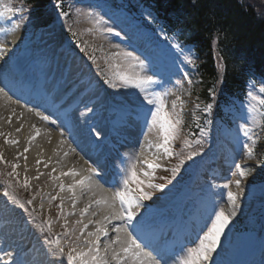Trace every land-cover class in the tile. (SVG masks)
<instances>
[{
  "label": "snow or ice",
  "instance_id": "1",
  "mask_svg": "<svg viewBox=\"0 0 264 264\" xmlns=\"http://www.w3.org/2000/svg\"><path fill=\"white\" fill-rule=\"evenodd\" d=\"M14 10L11 7L6 8L7 13H11ZM16 11L22 12L23 9H17ZM5 11H0V17L5 15ZM63 15H68L67 13H63ZM91 15V14H89ZM23 17H21L22 19ZM18 27V25H15ZM107 31L111 33L113 30L108 28ZM117 36L120 33H115ZM113 48H119V45L113 44ZM0 51H4L3 48H0ZM92 59L93 64L96 65L97 74L101 73L100 65L97 63L95 57H90ZM114 58H119L124 61V64L128 70L122 71L121 65L117 64H109L110 67L114 69L109 78L107 75L104 76V83L109 85L114 90H120L132 88L138 91V93L142 94L141 96V105H142V114L146 122L149 120L153 126L159 125V128L163 134V142L159 145V148L163 149V153L169 157H171L174 153L171 150V144L173 141L179 138L180 129L179 125L181 124V119L178 113L175 112L177 107L176 103L173 102L172 109L173 113L170 114L168 111V107L166 104V96L168 93H158L151 92L150 87L159 81L154 78L152 75H140L139 72L136 71L137 68L143 70L145 68V59H141L139 55L134 53L133 51H123L114 54ZM223 62V58L221 57V63ZM106 63H109L106 60ZM187 63L191 65L193 60L189 58ZM183 77L187 80L189 85L192 84V78L187 71L183 73ZM115 81V82H114ZM181 81L178 80L177 84H180ZM259 93L264 94V86L259 88ZM0 95L7 96L8 93L4 88H0ZM213 99L215 98V92L212 93ZM251 101L258 102L259 105L264 106V98H261L259 95H254L252 92L248 93ZM9 99L11 97L9 96ZM179 99V97H178ZM199 108V105H196ZM212 105H207L206 111H210ZM251 111L253 113L256 112V105L250 104ZM29 111H35L34 109H28ZM182 110V109H181ZM37 116L42 121H48L49 117L46 115H42L37 112ZM8 122L11 123V117L8 118ZM23 126L21 125V128ZM35 135L30 138L29 147H25L24 152H28L30 149L31 140H35L40 135V129L35 127ZM21 128H17L19 132ZM239 131L242 133L243 137H245V141L242 142V148L248 158H253V146L256 144V139L252 135L253 129L249 126L247 122L239 126ZM11 144H17L19 141L10 140L7 141ZM188 142L185 141V144ZM196 143H200V141H196ZM190 146V145H188ZM197 155L196 152H192L188 154V159L193 158ZM20 157L17 156V159ZM27 159V157H24ZM5 162L3 155L0 154V163ZM37 163H43L42 161H37ZM47 166V165H45ZM19 164H13L12 169L13 172L9 173V176H12L15 172V169L19 168ZM147 167L149 169H154L159 167L156 164H148ZM235 168L239 170V175L241 178H246V174L248 169L241 167L239 163L235 164ZM136 164L133 163L130 169V176H126L123 179V188H117V190L112 192L110 197H101L100 199L93 200L91 197L89 198L88 203L80 212V219L76 221L77 225H81L79 229H71L68 230L67 223H65L64 227L66 233L69 237L75 236V233L78 231L79 235L75 236V239L79 241L78 244L73 246L69 244V252L67 254V259L69 261H79V264H110V261L115 260L116 264H163V257L160 255L159 251L151 248L150 245L143 240L139 236H137V224L133 222L136 221L137 216L139 215V210L143 207L142 201L151 200L152 196L150 193L145 192L141 185L144 184V181L139 179L136 172ZM55 172V168L52 170ZM94 175L99 177V172L96 169L92 170ZM179 171V168H173V174H176ZM149 173L145 172L144 175L147 176ZM17 179L19 178L18 173ZM80 173L75 171L74 169H69L68 171L62 172L61 176H79ZM39 179V177H36ZM53 179H57L53 177ZM241 179H237L234 181L237 188L241 185ZM79 185H84L85 180L81 179L77 182ZM77 183H73L67 186V191L72 193V208H76V204L79 201V197L76 195L75 188L77 187ZM89 185L91 184V179L88 181ZM119 184V182H118ZM135 184V189L131 188V185ZM28 181L27 178L24 180V186L27 187ZM148 187H156L155 185L148 184ZM224 188L228 189L227 191V200L233 206L231 214L226 215L225 211L222 207L218 209H214L210 214L209 219L205 225L204 230H202L201 235L198 237L199 247H194L188 252L187 258L183 261V264H214L212 261V254L217 251V248L220 245L221 237L224 234L225 228L230 223L231 217L236 215L235 206L238 199L237 194L233 193L230 190V184H224ZM60 191H65V185L63 183L60 184ZM83 193V189H81ZM89 192L92 195H95V192L89 187ZM4 195L9 196V192H5ZM14 204H16L19 208L27 211L28 209L25 207V204L19 203L15 196L10 197ZM58 197H52V199H57ZM118 202V203H117ZM33 201L31 199L26 201L27 205H32ZM93 204L97 206L91 212L92 217H99V219L84 221V217L89 215V209L92 208ZM43 207V205H41ZM61 209V215H63V203L59 205ZM34 211V210H33ZM69 215H75V212H70ZM214 218V219H213ZM113 221H120V225L117 226ZM95 225V231H88L89 225ZM112 225V231L115 232L114 238H109L108 245L104 249L103 256L100 255L101 251V237H109V229L107 225ZM208 224L211 226L208 227ZM51 225L49 224V228ZM121 233L124 235L121 236ZM87 234L88 238L81 239L85 237ZM57 248L56 252L59 253L61 257L65 255V249L60 247V240L57 238L56 241ZM81 246L87 248V251L80 250ZM76 253V255H73ZM90 257V259H86ZM3 259V258H0ZM7 264H11V262H7Z\"/></svg>",
  "mask_w": 264,
  "mask_h": 264
},
{
  "label": "trees",
  "instance_id": "2",
  "mask_svg": "<svg viewBox=\"0 0 264 264\" xmlns=\"http://www.w3.org/2000/svg\"><path fill=\"white\" fill-rule=\"evenodd\" d=\"M54 0H16L18 6L29 10L37 26L52 20L61 9ZM154 6V12L162 17L178 42L193 40L196 51V70L200 78V94L195 108V118L204 123L206 117L221 114L217 109L221 92L236 96L243 92L247 82L246 73L253 69L264 78V1L263 0H142ZM164 1L169 5L167 14L160 7ZM249 2L251 5L247 4ZM50 5L47 20L39 10ZM53 12V13H51ZM263 14V15H262ZM36 26V27H37ZM72 30H69L71 32ZM84 34L78 40H86ZM72 39V37H71ZM76 44L75 40H71ZM224 66L223 81L218 77L217 61ZM215 91V98L209 90ZM207 103L203 104L202 103ZM213 107L206 111L207 105ZM264 130V121H263ZM264 157V149L262 152Z\"/></svg>",
  "mask_w": 264,
  "mask_h": 264
},
{
  "label": "bare ground",
  "instance_id": "3",
  "mask_svg": "<svg viewBox=\"0 0 264 264\" xmlns=\"http://www.w3.org/2000/svg\"><path fill=\"white\" fill-rule=\"evenodd\" d=\"M21 44H23V41L18 28H16V26H9L5 21V15L0 17V48L4 49V51H0V88H4L8 93L7 96L0 95V137L1 140H3V138H7L6 144H0V153L4 155L7 153L9 157L14 159H17V156H19L20 158L17 160L21 162V170L27 175L31 174L33 169L39 173L41 171L48 173L50 170L52 171L53 168H55L54 173L57 180L51 186L48 185L47 189L51 191L58 189L60 191V184L63 183L65 185V191H60V195L68 196L70 199L72 197V193L67 191V186L77 183L81 179L85 180L84 185H79L77 183V187L75 188V192L79 197V201L76 204V208L74 210L79 215L81 210L88 203L90 197L93 200L100 199L101 197H110L113 191L107 190L106 193H102L99 189L101 187L95 185V181L90 174L91 165H101L102 162L95 156L90 155L89 149L85 148L87 143L83 135L85 133L84 126L86 117H63L60 121V129L53 130L48 128L44 123H42V121H39L36 114L31 113L26 108H22L14 99V97H12V95L8 92L10 89L4 85V81H6V79L9 77L10 65L15 60V53H13V51L16 50L17 45ZM15 89L18 93H22L27 99L30 97L36 100L39 99L38 96L29 90H21V88L18 86ZM10 91L15 95V90L11 89ZM9 96L11 99H9ZM44 100L46 101L44 102V106L47 109H53L54 100L50 97ZM43 115L49 116L47 113H43ZM9 117H11V123L8 122ZM21 125L23 126L22 128ZM33 125L40 129V135L35 140H31L29 151L24 152L25 147H29L30 138L35 135V128ZM17 128H21V130L18 132ZM137 133L138 132L136 131H128L126 135L122 133V135L119 134L116 138L119 140L123 149H126L125 147L130 146V148L133 149L134 144L138 143V141H136ZM63 134H70V140L64 139L62 136ZM77 135L80 136L79 138H76V142L78 144L76 146L71 142V140ZM10 140H16L19 141V143L18 145L8 143L7 141ZM124 141L129 142V144H124ZM142 149L143 148L141 147V150ZM141 156L146 158L143 154ZM24 157H27V159ZM84 157L86 159H84ZM147 159V163L150 164L149 156ZM37 161H42L43 163L38 164ZM69 169H74L75 171L79 172L80 175L75 177L61 176L62 172L68 171ZM89 179H91L90 185L88 183ZM89 187L95 192L94 196L88 191ZM81 189H83V193ZM96 208L97 206L93 204L92 208L89 209V215L83 218L85 222L90 219H99V217H92L90 215L91 212ZM119 222L120 221H113V223L116 225ZM107 227L109 229V237H101V256L104 254V249L108 245L109 238H114L116 235L115 232L112 231L111 224L107 225ZM88 231L94 232L95 225L90 224ZM123 235L124 234L121 233V236ZM181 251L182 250L176 252L180 254ZM223 251H225V247H223V244L220 243L217 251L212 254V256H214L212 261H215V258L222 254L221 252ZM110 264H116V261L112 260L110 261ZM163 264L183 263L180 259H177L176 256L169 257L165 255L163 258Z\"/></svg>",
  "mask_w": 264,
  "mask_h": 264
},
{
  "label": "rangeland",
  "instance_id": "4",
  "mask_svg": "<svg viewBox=\"0 0 264 264\" xmlns=\"http://www.w3.org/2000/svg\"><path fill=\"white\" fill-rule=\"evenodd\" d=\"M2 8H3V11H5L4 10V3L0 2V11ZM89 14H91V15H89ZM80 16L83 19L82 21L85 23V25L89 26L91 34H93L96 37V42L100 43V47L104 48L105 51L107 50L108 55L106 57H107V61L109 62V64L119 63L121 65L122 71L128 70L124 64V61L122 59H119V58H114V54L118 53V52L132 51V50L128 49V47H123L120 44H118V42L114 39L113 36L105 35V32H108L107 31L108 28H111L112 30L114 28L113 25L111 24L109 18L106 16V14L101 15L97 12L92 13L91 7H88V8H84L83 10H81ZM18 23L20 24V28H18L20 35L23 37L30 36L29 32H27V33L25 32V28L22 24V21H19ZM50 31H52V28L50 29ZM97 33H99L100 35ZM162 35L163 34H161V40L163 39ZM59 39H60V37L58 36V34L52 35V33L49 31L46 33L42 32V36L40 38V41H36L34 39L33 40L29 39V42L25 46L27 59H31V58H33V56H35L36 59H39L41 57L46 58L48 56L52 57L54 55H58V57H61L62 56L61 51L60 50L56 51V47L58 46L57 43H58ZM92 39H94V37H92ZM36 42H38L39 44L37 45V51H34L33 46ZM113 44L119 45V48H113L112 47ZM165 50H167V49H165ZM181 60L184 61V59L182 57H181ZM187 70L189 71V75H190L191 70H189V69H187ZM136 71L139 72L140 75H149L146 67L143 70L137 68ZM180 81H181V83L178 84L179 85L178 87H173V89H172L173 93L171 92L170 98H169V100L166 101V104L170 105L169 106V112L173 111L172 104H173V102H175L177 105V107H176L177 109H182V110L186 109L187 112L189 111L188 113H190L191 109H192L193 101L195 98V93L193 92V90L191 91L192 84L189 85L187 83V81L185 82L184 79H182ZM150 89H151V87H150ZM251 89L253 90V87H251ZM251 92L254 95L261 96V94H257L255 91H251ZM127 93H128V95H130L131 97H133L135 99H141V96H142V94L138 93L137 90L132 89V88H128ZM178 97H179V99H178ZM250 104L256 105V112L255 113H253L251 111ZM244 105L246 106V108H245L246 111L243 114L244 115V121L243 122L241 121V122L244 124L245 121H247V123L253 129V132H254L255 128L259 125L260 116H262V112H261L262 106L259 105L258 102L251 101L249 96L247 97V103H244ZM178 114H179V112H178ZM81 116L87 117L86 114H82ZM180 125H182V122ZM157 127H159V125H157ZM156 133H157V130H156V125H155L153 132H152V136L158 138L160 136V134L159 133L156 134ZM6 140H7V138H5V139L3 138V140H1V137H0V144H6ZM157 141H163V139H157ZM0 154H2V153H0ZM2 155H3L4 161H5L2 163H4L5 165H7V166H12L13 164H19L20 165L19 168L15 169L13 176L15 177L14 178L15 181L17 183H19L20 185H22L23 187H25L24 186V180H25V178H27L28 185L26 188L30 189L32 191V195L34 196L33 204H36V206L40 205V207H41V205H43V207H41L43 210L51 209V204L54 201L52 199V197H60V194H52V195L50 194V196L48 195V193H52V191H49L47 189V186L48 185L51 186L55 182V179H53V175H52L53 173H50V171L48 173H45L43 171H41L39 173V172H36L35 169H33L31 171V174L27 175L26 173H24L21 170V162L19 160L14 159L12 157H9L7 153L5 155L4 154H2ZM157 157H158V155H157ZM228 157H229V153L224 155V158H226L227 160H228ZM232 158L235 159L234 160L235 164L239 163L241 165V167L248 169V171L246 174V178H241L239 175V170L235 168L234 172L232 173L233 177H228V179H226L227 182L230 184V190L233 193L237 194V196H238L236 206H235L236 215L234 217H231L230 221H239V220H241V218H243L244 220H247V221L256 220L257 216L253 215V214H255L254 209L259 206L256 199L258 197H262L264 194V190H262L264 185L263 184L257 185V183L259 182V179H257V177H258V175L261 174L264 167H262V164H261L262 162H260V164H259L258 157H256L254 155L253 158H248L246 156L244 150L238 149L237 154H234V156ZM170 160H171L170 157L165 155L162 151L161 157L159 160V165L165 169L166 168L168 169L171 167ZM133 161L136 164L135 170H136L137 175H138L139 171L142 172V168L137 165V163L135 162L134 159H133ZM17 173L19 176L18 179H17V175H16ZM228 174H230V172H228ZM36 177H39V179H37ZM237 179H241V181H242L239 188H237L236 184L234 183V181ZM11 196H14V195H11ZM11 196L6 197L4 195V196H2V199L0 198V209L5 212V213H3L4 219H8L12 215H14V217H15V213H14L15 207L14 206L11 207V205H10L11 201H12V199L10 198ZM15 198L17 200V197H15ZM3 201H7L9 206L5 207ZM59 201L61 203H63L64 207H66L65 211L74 212V211H72V204H71L70 200H67L65 197H62L59 199ZM221 203H222V208L225 211V214L230 215L233 206L228 202L227 196L225 198H223ZM69 213L65 212L64 213L65 217L67 218V220L74 222L76 228L79 229L81 227V225L76 224V221L78 220V219H76L77 217H75L74 215H69ZM70 219H73L74 221L70 220ZM12 221L15 222V223H13V231L16 233L15 235H18V237L21 238L22 235L20 233H22L23 231L19 227H17L15 229V226L18 223L15 218H12ZM77 233H78V231H77ZM78 235H79V233H78ZM1 240L2 239H0V247H3L4 242L3 241L1 242ZM78 243H79V241H77L75 239V245ZM41 250H43V251H40V254H42V255H46V254L51 255L52 254V256H53V250H52V247L49 246V244H43V248ZM81 250H84V249H81ZM87 258H90V257H87ZM43 261L44 260H42V262Z\"/></svg>",
  "mask_w": 264,
  "mask_h": 264
}]
</instances>
